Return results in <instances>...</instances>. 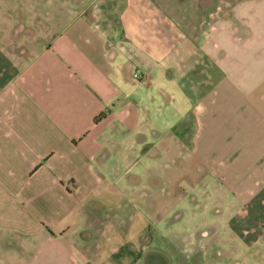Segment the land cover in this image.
I'll return each mask as SVG.
<instances>
[{
    "label": "crops",
    "instance_id": "crops-1",
    "mask_svg": "<svg viewBox=\"0 0 264 264\" xmlns=\"http://www.w3.org/2000/svg\"><path fill=\"white\" fill-rule=\"evenodd\" d=\"M95 1L47 8L24 59L0 35V264H107L199 183L261 236L264 0Z\"/></svg>",
    "mask_w": 264,
    "mask_h": 264
},
{
    "label": "rangeland",
    "instance_id": "rangeland-1",
    "mask_svg": "<svg viewBox=\"0 0 264 264\" xmlns=\"http://www.w3.org/2000/svg\"><path fill=\"white\" fill-rule=\"evenodd\" d=\"M91 1L0 0V23H9V28L0 30V35L7 38L2 45L3 53L13 58L26 57L24 40L36 34L42 24L47 22V8L63 5L79 7ZM106 1L96 0L93 3L101 7L112 5ZM207 185L199 183L192 195L180 199L176 211L163 222L154 225V221L150 220L147 227L142 228L141 236L133 234V230L138 227V221L134 220L133 230L127 233L125 229L122 238L116 234L109 245L102 244V248L117 250L114 254H106V263L264 264V209L259 211V217H263L259 222L261 236L237 235L226 222L231 216L239 214L243 210L242 206L232 201L230 188L223 185L225 192L213 184ZM151 206L147 205L148 214ZM165 208L157 209L162 213ZM150 225L154 233H150Z\"/></svg>",
    "mask_w": 264,
    "mask_h": 264
},
{
    "label": "trees",
    "instance_id": "trees-1",
    "mask_svg": "<svg viewBox=\"0 0 264 264\" xmlns=\"http://www.w3.org/2000/svg\"><path fill=\"white\" fill-rule=\"evenodd\" d=\"M104 116V113L99 114L98 116L95 117V122H98L102 117Z\"/></svg>",
    "mask_w": 264,
    "mask_h": 264
},
{
    "label": "built area",
    "instance_id": "built-area-1",
    "mask_svg": "<svg viewBox=\"0 0 264 264\" xmlns=\"http://www.w3.org/2000/svg\"><path fill=\"white\" fill-rule=\"evenodd\" d=\"M133 77L136 78V79H138L140 77L139 72H137V71L134 72Z\"/></svg>",
    "mask_w": 264,
    "mask_h": 264
}]
</instances>
